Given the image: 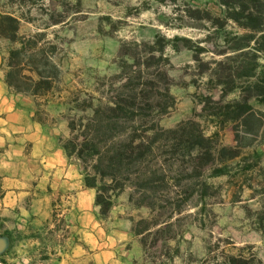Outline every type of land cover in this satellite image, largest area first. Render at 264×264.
Masks as SVG:
<instances>
[{
	"label": "rangeland",
	"instance_id": "374dc122",
	"mask_svg": "<svg viewBox=\"0 0 264 264\" xmlns=\"http://www.w3.org/2000/svg\"><path fill=\"white\" fill-rule=\"evenodd\" d=\"M226 2L0 0V17L17 16L20 34L36 36L33 41L58 65L50 91L24 95L34 100L38 119L56 130L62 144L83 137L96 110L137 94L144 112L164 128L192 119L240 152L225 165V175L204 172L201 179H208L209 187L198 186L181 212L172 213L167 204L139 203L133 185L115 192L111 182H99L110 210L116 207L114 215L130 222V246L144 264H225L242 247L264 261V103L252 99L258 113L247 126L228 111V102L254 80L255 57L264 63V51H252L247 58L234 51L246 31L228 21ZM15 46L0 34L6 66ZM228 63L234 92L228 85ZM152 100L159 105L156 111L149 106ZM179 189L181 200L187 193Z\"/></svg>",
	"mask_w": 264,
	"mask_h": 264
},
{
	"label": "trees",
	"instance_id": "16d2710c",
	"mask_svg": "<svg viewBox=\"0 0 264 264\" xmlns=\"http://www.w3.org/2000/svg\"><path fill=\"white\" fill-rule=\"evenodd\" d=\"M226 4L228 21L246 31L242 36L244 42L234 51L246 58L252 51H264V0H228ZM0 34L16 44L7 58L6 82L10 89L33 96L50 91L59 73L58 65L43 46L33 41L36 36L21 35L20 19L10 13L0 17ZM255 61L254 80L246 81L241 95L228 102V111L236 113L237 120L246 126L258 113L252 99L264 103V63L256 57ZM26 70L30 73H25ZM234 84L233 67L228 63V85L232 92L236 90ZM168 96L175 104L170 88ZM149 106L156 111L159 105L152 100ZM86 128L83 137L69 139L63 145L70 155L75 154L82 161L86 182L97 189V200L104 213L110 210L111 201L100 192L101 181L111 182L115 192L133 185L140 194L139 203L155 208L167 204L176 213L183 210L198 186L204 190L209 187L208 179H201L204 172L211 171L212 177L223 176L227 162L240 156L236 147L223 144L218 133L208 134L198 121L189 119L177 127L164 128L159 119L144 112L137 94L120 96L109 102L104 111L96 110ZM183 187L187 195L180 200L179 188ZM134 198L132 193L131 199ZM245 248L228 255L225 264H264L257 253L246 252Z\"/></svg>",
	"mask_w": 264,
	"mask_h": 264
},
{
	"label": "crops",
	"instance_id": "0c3cea01",
	"mask_svg": "<svg viewBox=\"0 0 264 264\" xmlns=\"http://www.w3.org/2000/svg\"><path fill=\"white\" fill-rule=\"evenodd\" d=\"M0 50V264H144L131 225L104 213L97 190L34 100L6 82Z\"/></svg>",
	"mask_w": 264,
	"mask_h": 264
},
{
	"label": "water",
	"instance_id": "95a60500",
	"mask_svg": "<svg viewBox=\"0 0 264 264\" xmlns=\"http://www.w3.org/2000/svg\"><path fill=\"white\" fill-rule=\"evenodd\" d=\"M3 248H4L3 242L2 240H0V251L3 250Z\"/></svg>",
	"mask_w": 264,
	"mask_h": 264
}]
</instances>
